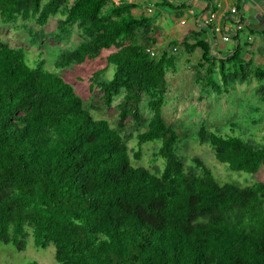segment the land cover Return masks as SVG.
<instances>
[{
	"label": "trees",
	"instance_id": "trees-1",
	"mask_svg": "<svg viewBox=\"0 0 264 264\" xmlns=\"http://www.w3.org/2000/svg\"><path fill=\"white\" fill-rule=\"evenodd\" d=\"M212 2L206 11L217 10ZM146 3L173 8L167 0ZM140 6L0 0V22L15 29L19 22L33 23L39 27L35 42L48 35L68 42L76 26L80 41L57 54L54 68L90 65L88 81L101 91L103 104L120 99L113 127L94 118L73 85L43 60H30L24 46L0 38V243L22 252L31 237L37 249L53 246L58 264H264V182L221 183L200 156L187 167L178 155L187 136L162 115L167 73L197 50L193 68L207 92L220 96L255 80L264 102V63L254 62L257 54L264 59V29L250 30L242 14V29L230 42L222 41L223 28L215 33L216 22L208 28L215 42L232 43L228 50H214L203 29L174 39L158 54L154 18L132 12ZM224 16L222 24L229 12ZM143 101L152 115L142 129ZM128 119L133 129L125 128ZM229 129L203 125L195 137L229 171L258 173L264 144ZM132 138L135 146L128 144ZM146 143H154L151 163L159 165L141 164Z\"/></svg>",
	"mask_w": 264,
	"mask_h": 264
},
{
	"label": "rangeland",
	"instance_id": "rangeland-1",
	"mask_svg": "<svg viewBox=\"0 0 264 264\" xmlns=\"http://www.w3.org/2000/svg\"><path fill=\"white\" fill-rule=\"evenodd\" d=\"M181 1L187 3L191 0ZM207 2L208 0H204L203 3ZM152 7L151 12L147 15L152 16L156 21L154 22L156 30L152 33V36L157 39L155 50L160 54L168 43L179 37V33L175 28L184 29L179 27V22L181 20L187 21L188 15L182 9L169 12L165 7ZM205 8L206 5L204 4L203 9ZM223 8L224 6L219 10H223ZM57 19L58 17H54L47 23L46 30L49 33L55 30ZM262 24L264 25V23ZM23 25L25 28H22ZM205 29L210 33L206 27ZM38 31L39 27L33 23L23 24L19 22L17 29H15L12 25H4L0 22V38L4 42H7L11 47L24 46L29 53L30 60L36 58L43 60L49 71L57 73L73 85L74 90L81 96L94 118L106 119L111 126L115 127L118 119L117 105L120 99H115L110 107L103 104L101 91L97 87L91 88L88 81L94 70L92 66L69 67L61 70L54 68V60L57 54L62 50L75 47L80 41L79 29L74 26L70 40L63 43L52 35H48L41 42H35ZM218 40L216 50L224 51L232 46V43L225 44L221 42L220 38ZM209 42L212 43V40H209ZM177 53H179L178 50ZM199 54L200 52L197 50L189 58L184 55L178 60L176 70L167 73L166 103L162 108V115L167 124L172 126L181 136H187L186 141L178 146V155L184 157L187 167L191 164L193 157H202L221 183L231 181L244 186L258 181L264 182L263 167L256 174L231 172L225 164L219 163L214 158L207 146L198 143L195 134L199 127L204 125L209 130L220 128L226 133L231 132L229 128L236 127V132H243L244 137L252 138L256 142L264 144V102L260 100V96L256 93L257 82L252 80L248 84L238 85L233 87L228 94L220 96L213 92H207L202 88L198 74L193 68L199 60ZM245 58L248 59L250 56L247 54ZM254 62L263 64V56L255 55ZM101 66V63L96 65L98 68ZM112 73L113 68L110 67L105 76L110 78ZM151 115L152 113L143 101L141 104L142 129L146 127ZM133 123L131 119H128L125 128L133 129ZM136 142L132 138L129 139L128 144L129 146H135ZM152 145L154 143L143 144V149H141V164L147 167L160 164L159 162L156 164L151 163ZM54 254L53 246H49L45 250L35 248L31 237L28 239L26 249L22 252H17L12 245L0 243V264H28L32 262H36V264H58Z\"/></svg>",
	"mask_w": 264,
	"mask_h": 264
},
{
	"label": "crops",
	"instance_id": "crops-1",
	"mask_svg": "<svg viewBox=\"0 0 264 264\" xmlns=\"http://www.w3.org/2000/svg\"><path fill=\"white\" fill-rule=\"evenodd\" d=\"M127 3H133V2H140L141 6L138 8H135L132 12L134 15H140L142 13H146V8H148L147 5L149 2L147 0L141 1V0H123ZM157 1V0H152ZM217 7V10H215L217 15V20L222 23L223 18L225 17V13L228 11V9L232 6H235L236 0H212ZM256 1V2H255ZM167 2H170L172 4L173 8L165 7L169 12H172L173 10H185L188 19L187 21L181 20L179 22V27L181 28H175L177 32L179 33V37L176 39L184 38L186 35H188L192 31L196 30H205L206 36L205 40L209 42V40H212V46L214 50H216V46L218 42H215L213 35L206 31L205 28L201 27V19L203 18V13L210 11L211 9L203 10V6L205 3H203V0H191L190 2L184 3L181 0H167ZM193 6V7H192ZM224 6L223 10H219ZM189 7V8H188ZM153 8V7H152ZM188 8V9H187ZM239 9L241 10L243 14L244 19V25L248 27L250 30H253L255 32L262 31L264 29V0H240L239 3ZM156 22V21H155ZM183 22L184 24H182ZM187 22V23H185ZM165 24V23H164ZM208 29V28H207ZM209 30V29H208ZM210 31V30H209ZM212 35V36H211Z\"/></svg>",
	"mask_w": 264,
	"mask_h": 264
},
{
	"label": "built area",
	"instance_id": "built-area-1",
	"mask_svg": "<svg viewBox=\"0 0 264 264\" xmlns=\"http://www.w3.org/2000/svg\"><path fill=\"white\" fill-rule=\"evenodd\" d=\"M147 11L150 13L151 8L149 7ZM227 12H229V16L227 18L228 23L227 22H225L224 24L220 23L219 22L220 20L219 21L217 20L216 12L213 10L207 11L203 15V18L201 19V23H200L202 28L205 27L209 28L212 27V24L216 22V24L213 27L215 33H219L222 28L226 31L225 35L222 36L223 42H230L231 35L233 34L235 35L236 31L242 29V24H240V18L242 17V12L236 6L230 7ZM228 20H230V22ZM231 21L233 22V24L231 23ZM181 23L184 24L183 22ZM210 32L213 34L212 30H210Z\"/></svg>",
	"mask_w": 264,
	"mask_h": 264
},
{
	"label": "clouds",
	"instance_id": "clouds-1",
	"mask_svg": "<svg viewBox=\"0 0 264 264\" xmlns=\"http://www.w3.org/2000/svg\"><path fill=\"white\" fill-rule=\"evenodd\" d=\"M147 5H150V6H148V8L150 7V8H152V6H154L153 4H147ZM148 8H146L145 10L147 11V9ZM149 12L147 11V14H148Z\"/></svg>",
	"mask_w": 264,
	"mask_h": 264
}]
</instances>
